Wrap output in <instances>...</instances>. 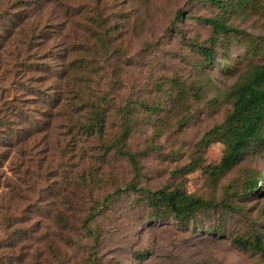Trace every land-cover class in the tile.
<instances>
[{"label": "rangeland", "instance_id": "rangeland-1", "mask_svg": "<svg viewBox=\"0 0 264 264\" xmlns=\"http://www.w3.org/2000/svg\"><path fill=\"white\" fill-rule=\"evenodd\" d=\"M13 1L9 0L11 10H15ZM58 1L69 5L70 9L83 6L86 11L70 18L54 0L43 3L38 12L22 24L25 33L32 26L35 34L40 32L33 40L30 39L32 32L27 34V42H33L29 48L18 45L17 35L5 40L0 35V117L5 113L8 116L5 120L13 122L6 108L10 100V106L20 102L38 122V127H29L21 139L26 126L13 123L18 138L0 141V264H86L88 249L100 264H264V256L230 243L231 234L246 228L243 218H228V227L221 235L192 231L189 225L184 227L172 220L152 221L145 204L138 200L139 191L128 188V184L151 190L180 188L215 200H220L226 189L235 202L237 185L253 172L264 173V143L244 154L240 163L215 183L196 165V162L216 164L222 155L221 143L212 142L203 147L200 140L209 127L223 118L226 106H216L212 100L219 98L221 92L235 82L236 76L213 74L212 84L204 88V98L187 105L191 119L181 128L174 112L158 118L138 107L123 147L133 155L135 165L112 147L105 155L101 149L118 134L117 116L111 118L113 124L100 138H85L79 143L76 136L70 137L66 132V124L75 114L64 99L55 109H43L32 102L36 97L31 96L28 89L42 84V89L49 90L56 81L49 79L44 71L24 75L16 63L17 57L25 53L26 60L61 71V64L77 54L73 46L91 38L79 30L80 17L89 16L94 8L106 18L118 11L126 16L125 28L129 31L117 36L118 51L111 52L109 61L103 63L106 78L100 80V85L106 86L114 72L120 81L112 94L115 102L120 104L128 97L146 103L156 101L158 96L147 93L146 83L174 72L186 78L191 56L186 43L208 34L204 25L192 19L182 22L178 31L169 29L175 11L187 9L190 0ZM191 10L203 15L211 12L209 7L199 4ZM231 22L264 38V18H232ZM36 77L44 80L37 82ZM59 86L64 90L61 84ZM78 86L74 88L85 90L84 85ZM49 94L56 96L53 91ZM64 94L70 97L67 91ZM8 131L7 128L0 131V138L7 136ZM66 167L70 168L71 177L65 172ZM81 174L86 175V184ZM261 186L263 188L264 184ZM118 188L119 196L91 221L96 237L83 234L81 220L94 200L101 202L106 194ZM251 199L246 201V207L253 206L246 213L248 218L255 217L264 202V192ZM58 215L64 219L62 223L57 221ZM204 222L207 226L214 220ZM15 232H19L17 237ZM141 250H147L145 257L134 260V253Z\"/></svg>", "mask_w": 264, "mask_h": 264}, {"label": "trees", "instance_id": "trees-1", "mask_svg": "<svg viewBox=\"0 0 264 264\" xmlns=\"http://www.w3.org/2000/svg\"><path fill=\"white\" fill-rule=\"evenodd\" d=\"M48 1L52 0H14L12 5L15 10H11L9 0H0L2 40L13 39L17 35L20 40L18 45H25L29 48L33 42H27V34L32 32L30 39L33 40L40 32L35 34L34 26H32L25 33L22 24L26 23L27 19L35 15L42 4ZM54 2L62 8L63 14L70 18L80 16L86 11L83 6L70 9L69 5L58 0ZM189 2L187 9L175 11L169 29L178 31L182 22L192 19L204 25L208 34L203 39L195 37L187 41L186 47L191 56L186 78H183L180 72H174L171 76L156 78L153 82L146 83L147 93L158 96L156 101L146 103L139 98L128 97L120 104L115 102L112 94L120 81L116 79L112 71L107 85H100V80L106 78L103 63L109 61L111 52L118 51L115 47L116 38L121 33L129 31V28H125L126 16L122 13L116 11L111 18L108 16L106 18L95 8L89 16L84 14L87 21H84L85 17H80V24L78 23L79 30L82 29L89 35L90 40L73 46L77 54L71 60H66L64 64H61V71L47 64L28 61L25 53L17 57L18 62L16 63L24 75L44 71L50 76L49 79L56 81L54 85L49 90L42 89V84L39 88L33 87L30 90L25 84L21 85L24 89H28L31 96L36 97V100L32 102L43 109H55L59 106L60 100L64 99L75 114V117H71L66 124L68 128L66 132L70 134V137L76 136L79 143L85 138H100L106 132L107 127L113 124L111 118L117 116L118 134L108 144H103L101 149L105 155L112 147L126 155L131 163L136 165L133 155L123 150V147L138 107L158 118L174 112L178 116L176 123L181 128L191 119L192 113L187 105L190 101L200 102L204 98V88L212 84L213 74L218 72L224 76H236L235 82L222 91L219 98H213V104L225 105L226 111L221 121L209 127L200 140L203 147L212 142H219L222 145V155L218 163L200 165L196 162V165L202 168L215 183L219 177L240 163L244 154L255 151L264 143V60H262L264 38L231 22L232 18H264V0H190ZM195 4L207 6L211 12L208 15L198 14L191 10ZM180 35H182L181 32ZM150 73L155 77L152 71ZM34 80L41 82L44 78L36 77ZM60 84L64 90H61ZM78 85H84L85 90L80 91L74 88L79 87ZM52 91L56 95L54 98L49 94ZM66 91L70 97L64 94ZM10 103L11 101L8 100L6 108L9 109V115L12 114L11 121L13 122L5 120L8 117L5 113L0 117V131L9 129L6 132L7 136H2L0 141L9 137L18 138V130L13 128V123L26 126V128L23 127L25 131L20 139L29 127H32L31 129L38 127V122L35 117L31 118L32 113L29 109L20 106V102L12 106ZM65 170L67 174H70L68 172L70 168L66 167ZM80 178L86 184V175L81 174ZM262 183L264 184V173L253 172L252 175L244 178L234 192L238 198L235 202L230 199L226 189L223 197L215 200L187 193L180 188L160 187L151 190L145 187L137 188L133 184H128V188L130 191H139L138 200L145 204L147 214L152 221L172 220L184 227L189 225L192 231L221 235L228 227V218L231 220L236 217L243 218L246 221V228L240 233L229 236L231 245L263 257L264 202L256 210L254 218H248L246 215L253 208V206L246 207V201H252L251 198H256L264 192V187L261 188ZM119 193L118 188L106 194L101 202L94 200V204L81 220L83 234L96 237L91 221L103 207L119 196ZM23 201L25 203V200ZM238 201H244V203L238 204ZM56 219L57 221L59 219L61 223L64 221L62 217L59 218V215ZM211 220L214 222L205 226L204 221L210 222ZM18 234L19 232H15V237ZM146 254L147 250L138 251L134 253L133 259L141 260ZM85 261L86 264H100L89 249Z\"/></svg>", "mask_w": 264, "mask_h": 264}]
</instances>
